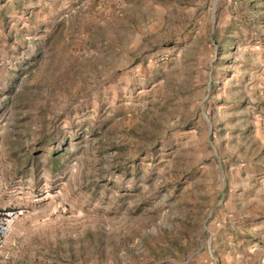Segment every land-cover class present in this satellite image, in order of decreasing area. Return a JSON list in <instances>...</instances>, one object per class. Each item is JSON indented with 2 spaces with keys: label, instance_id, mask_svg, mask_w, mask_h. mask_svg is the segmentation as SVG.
Masks as SVG:
<instances>
[{
  "label": "rangeland",
  "instance_id": "1",
  "mask_svg": "<svg viewBox=\"0 0 264 264\" xmlns=\"http://www.w3.org/2000/svg\"><path fill=\"white\" fill-rule=\"evenodd\" d=\"M2 264H264V0H0Z\"/></svg>",
  "mask_w": 264,
  "mask_h": 264
},
{
  "label": "built area",
  "instance_id": "2",
  "mask_svg": "<svg viewBox=\"0 0 264 264\" xmlns=\"http://www.w3.org/2000/svg\"><path fill=\"white\" fill-rule=\"evenodd\" d=\"M25 212L23 208H0V264H2L1 257L6 241L16 224L25 216Z\"/></svg>",
  "mask_w": 264,
  "mask_h": 264
}]
</instances>
